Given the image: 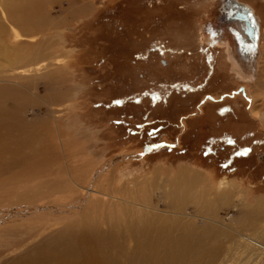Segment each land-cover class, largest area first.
<instances>
[{
    "label": "rangeland",
    "instance_id": "1",
    "mask_svg": "<svg viewBox=\"0 0 264 264\" xmlns=\"http://www.w3.org/2000/svg\"><path fill=\"white\" fill-rule=\"evenodd\" d=\"M228 1L0 0V212L50 200L69 209L90 187L109 195L95 192L86 204L99 229L101 213L117 211H95V201L147 187L154 204L163 193L161 208L170 182L188 170L203 177L198 196L207 189L209 199L229 202L212 222L194 217L192 206L185 217L224 232L234 255L227 264H264L237 235L264 244V0H238L259 24L253 79L231 60L240 51L220 18ZM218 27L234 52L220 44ZM206 102L212 107L200 116ZM249 146L248 157L235 155ZM24 191L43 197L33 205ZM244 214L257 221L239 233ZM36 223H0V264H16L62 227L43 234L46 224Z\"/></svg>",
    "mask_w": 264,
    "mask_h": 264
},
{
    "label": "bare ground",
    "instance_id": "2",
    "mask_svg": "<svg viewBox=\"0 0 264 264\" xmlns=\"http://www.w3.org/2000/svg\"><path fill=\"white\" fill-rule=\"evenodd\" d=\"M249 8L258 25V35L259 24L256 20L257 16L253 9L251 7ZM245 23L246 29L249 30V25L247 22ZM249 44L250 47H248V50L251 53L247 51L248 56L243 57L242 60L246 61L247 65L250 66L251 72L249 74L250 76H248L253 79V77L256 76L258 47L257 53L255 55L253 53H255L254 46H258V36L256 42L251 38ZM191 172H188V170L187 172H182V174H179L180 176L170 182L168 185L169 189L164 194V196L168 194L169 196H167L166 200L161 204V208H159L158 202L161 200L163 193L160 195L159 191L161 197L158 201L155 200L157 203L154 204L148 193L150 191L146 189L147 187H145L146 192H143L144 188L142 187L132 189L130 191L132 196L130 195L131 197H129V199H127L128 196L120 198L113 195V200L111 201H95L92 206L95 211L103 210L106 207L108 210L117 211L115 214L113 213L106 216H103V213H101L102 222L100 221V223L102 225L99 229L97 226H95L97 228L90 226L95 223L94 220H96V218L89 215L88 211L91 209L90 203L88 205L86 204L90 199L96 198L93 194L95 192L103 194L102 196L109 195L104 192L101 193V190L97 191L90 187L84 190L80 188L81 194L77 199L75 198L74 207L69 209L65 207V203H59V206L57 207L52 206L54 205L52 203L55 201L53 202L50 200V202H46L48 203L45 204L46 206L43 205L40 209H37L36 207L29 208L18 215L12 211H10L12 213L9 214L7 213L9 211L0 212V223L6 221L10 222L12 221V218L17 220L21 219V221L25 223L37 221L39 223L43 221L46 224L41 231L43 234L52 227L62 226L60 230L56 231L51 239L46 241H43V239L41 244L35 245L32 250H28L21 254L14 263L227 264L229 259L232 258H230V256L233 255V249L228 247V251L225 252L226 246L223 243L224 241H222L224 232L214 225L209 224H206L203 227H198L195 224L196 222L185 217L183 211H185L187 207L192 206L196 211H200L196 212V214L193 215L194 217L212 222L216 207H221L223 202L225 204L228 203L229 199L226 197L227 195L223 194L220 196L218 195L215 197L216 199L211 200L209 199V192L207 189L202 191L200 196H198L197 188L202 182L203 177L199 175V173L196 174V172ZM155 177L154 180L157 184V179L159 180V178H157L156 175ZM51 184L53 183L48 185ZM143 186H145V183ZM122 191L123 189H121V192ZM24 194L25 195L22 194L21 196L26 199L27 203L33 205L36 201L38 202L39 197H43L39 192L34 195L26 194L24 191ZM47 207H49V209ZM203 212L209 216L212 213V217L205 216ZM199 213L203 215L200 216ZM187 216H190V213H188ZM240 218L239 221L243 222L242 224H244V226L241 227L242 229L241 231L239 230V233H245L247 229L250 230L251 228L249 224H254L257 221L256 215L251 214H244ZM97 220L99 219L97 218ZM38 223H36L37 226ZM221 223L224 222L222 221L219 224ZM252 227L255 229L256 225ZM76 229H80L78 231L81 234L77 231L78 234H80L79 236L75 233ZM237 235L241 238L245 251H251L248 245H246V243L249 242L252 243L251 245L254 249L258 247L256 254L257 263L264 261V244L248 237H244V234ZM230 236L228 235V238ZM233 236H231L233 238L231 240L234 241ZM58 237H62L61 243L57 241ZM242 238L245 243L242 241ZM231 240H228V242ZM13 261L14 260L10 262L6 261L4 264H11ZM255 262L256 261H253L252 263Z\"/></svg>",
    "mask_w": 264,
    "mask_h": 264
},
{
    "label": "flooded vegetation",
    "instance_id": "3",
    "mask_svg": "<svg viewBox=\"0 0 264 264\" xmlns=\"http://www.w3.org/2000/svg\"><path fill=\"white\" fill-rule=\"evenodd\" d=\"M230 2H232V3H241V4H243L242 2H240V1H238V0H230ZM228 4H229V2H228ZM244 5H246V4H244ZM232 11H236L234 8L232 9L231 7H229V5H228V7L226 8H223V11L221 12V16H220V18L223 20V19H227L226 21H227V23L229 24L227 27H228V29L230 30V34H231V38H232V36L234 37V36H243L242 38H245L246 39V41H247V45L249 46L250 44H249V42H250V34L249 33H246V19L243 17V15H239V16H237V18H235V19H231L230 17H234V16H236L237 15V13L236 12H232ZM253 11H254V9H253ZM255 12V11H254ZM256 14V13H255ZM238 22H237V21ZM258 22V21H257ZM239 24V25H238ZM213 30L214 29H212V32H213ZM217 30L222 34V37H218V40L219 41H221V42H223V43H220V44H224V45H226V47H227V49H228V51L229 52H234L235 50H234V48H235V45H236V49L237 48H239V49H243V47L245 48V50H246V47H245V45H244V40H242L241 41V43H242V46L243 47H240V44H239V46H238V44H236L235 43V45H234V43L232 44V42H231V40H227V39H225V38H223L224 37V32H225V30H224V28H217ZM223 30V31H222ZM237 30L239 31V32H237ZM230 36V35H229ZM248 38H250V39H248ZM234 39V38H233ZM234 41H235V39H234ZM248 46H247V51H248ZM250 47V46H249ZM244 50V51H245ZM244 51H241V52H243V54L240 52V55H238V56H236L234 53H233V56L235 57V58H232V56H231V54H230V56H231V60L235 63V66H237V68H238V70H241V69H243L242 68V63L243 64H246L247 65V63H246V61H244V60H242L243 59V57H245V56H248V53H244ZM229 56V57H230ZM238 65H240V66H238ZM249 68H250V66L249 65H247ZM242 71V70H241ZM209 107L210 106V108L212 107V103L211 102H206V103H204V105H202L201 106V108L199 109L200 111H201V115H203L204 113H205V109H206V107ZM209 108V109H210ZM200 115V116H201ZM193 121H188L187 122V124L185 125V128L184 129H186V131L188 132V131H190V129H191V123H192Z\"/></svg>",
    "mask_w": 264,
    "mask_h": 264
},
{
    "label": "water",
    "instance_id": "4",
    "mask_svg": "<svg viewBox=\"0 0 264 264\" xmlns=\"http://www.w3.org/2000/svg\"><path fill=\"white\" fill-rule=\"evenodd\" d=\"M228 2H229V4H227V7L229 5V7H231L232 9L234 8L236 11H232V12H236L237 13L236 16H234L233 18L232 17H230V18L231 19H235V18H237V16L243 15V17L246 19L247 24L249 25V30L246 29L245 31H246V33H249L250 34V38H252L256 42V39H257V36H258L257 35L258 25H257V23H256V21L254 19V16H253L250 8L248 6H246V5H244V4H241V3H232V2H230V0ZM249 13H251V16L249 15ZM237 32H239V31L237 30ZM242 37H243L242 35L241 36L237 35V36H234V39L237 42L238 46L240 44V47H243L241 41L244 40V45L246 47V50H245L244 47H243V49H239V48L238 49H239L240 52L245 50L244 53H247V46H248L247 45V41H246L245 38H242ZM257 47L258 46H256V45L254 46V49H255L254 50L255 53H253L254 55L257 53ZM241 53L243 54V52H241Z\"/></svg>",
    "mask_w": 264,
    "mask_h": 264
},
{
    "label": "crops",
    "instance_id": "5",
    "mask_svg": "<svg viewBox=\"0 0 264 264\" xmlns=\"http://www.w3.org/2000/svg\"><path fill=\"white\" fill-rule=\"evenodd\" d=\"M210 37H211V36H210ZM210 39L212 40V38H210ZM200 113H201V112H200ZM200 115H201V114H200ZM212 137H213V136H212ZM217 137H218V136H216V138H215V137H214V138H215V139H218ZM231 137H232V136H231ZM220 139H222V137H220L219 140H220ZM209 145H210V144H209ZM211 148H212V147H211ZM244 148H245V147H244ZM247 148H248V151L244 153V155H246V156H247V154L249 155V153L251 152L252 147L249 146V147H247ZM213 153H216L215 150L213 151ZM225 164L228 165L227 162H224V163H223L224 166H225Z\"/></svg>",
    "mask_w": 264,
    "mask_h": 264
},
{
    "label": "snow or ice",
    "instance_id": "6",
    "mask_svg": "<svg viewBox=\"0 0 264 264\" xmlns=\"http://www.w3.org/2000/svg\"><path fill=\"white\" fill-rule=\"evenodd\" d=\"M249 15L251 16V13H249ZM150 134H154V133H150ZM244 153H240V152H237V153H235V155L237 156V157H239V156H241V155H243ZM225 167H227V165H225Z\"/></svg>",
    "mask_w": 264,
    "mask_h": 264
},
{
    "label": "trees",
    "instance_id": "7",
    "mask_svg": "<svg viewBox=\"0 0 264 264\" xmlns=\"http://www.w3.org/2000/svg\"><path fill=\"white\" fill-rule=\"evenodd\" d=\"M223 139V138H222ZM226 148V147H225ZM249 155H247L246 157H248ZM241 157V156H240Z\"/></svg>",
    "mask_w": 264,
    "mask_h": 264
}]
</instances>
